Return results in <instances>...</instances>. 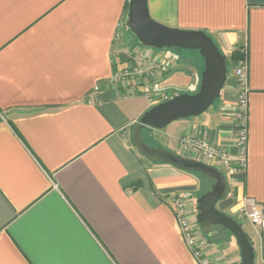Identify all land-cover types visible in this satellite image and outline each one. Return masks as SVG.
<instances>
[{"label":"crops","instance_id":"crops-1","mask_svg":"<svg viewBox=\"0 0 264 264\" xmlns=\"http://www.w3.org/2000/svg\"><path fill=\"white\" fill-rule=\"evenodd\" d=\"M127 2L0 0V264H198L170 198L183 196L195 220L196 201L214 181L148 161L132 137L163 98L197 93L204 65L146 49L124 30L117 39ZM148 12L166 27L205 33L231 64L215 109L144 129L150 146L201 162L181 145L196 138L236 157L233 72L246 59L245 171L213 167L226 182L216 208L246 224L254 264H264V234L239 213L245 198L264 211V0H148ZM122 46L169 71L142 65L133 95L109 86L134 64L115 57ZM199 228L206 256L241 263L228 232Z\"/></svg>","mask_w":264,"mask_h":264},{"label":"water","instance_id":"water-1","mask_svg":"<svg viewBox=\"0 0 264 264\" xmlns=\"http://www.w3.org/2000/svg\"><path fill=\"white\" fill-rule=\"evenodd\" d=\"M123 27L142 47L195 51L203 60L204 68L198 92L193 95L180 94L152 107L134 128L132 142L137 152L150 162L166 164L190 174H201L214 181L210 190L196 201V223L206 236L216 233L217 227L228 232L235 239L240 251V264H254L252 244L241 226L216 208L226 192V182L222 174L201 162L150 146L142 138V131L146 128L162 130L172 122L205 113L220 98L227 80L225 57L205 33L169 28L154 21L148 12V0H128Z\"/></svg>","mask_w":264,"mask_h":264},{"label":"built area","instance_id":"built-area-1","mask_svg":"<svg viewBox=\"0 0 264 264\" xmlns=\"http://www.w3.org/2000/svg\"><path fill=\"white\" fill-rule=\"evenodd\" d=\"M119 32L116 35L118 39L120 33L124 30L123 25L118 26ZM125 31V30H124ZM147 49V48H146ZM115 57H124L126 60L133 62V66L126 68L124 71L114 74L109 80L108 85L117 90H125L126 95L136 93L133 89L132 82L139 81L144 75L141 66L150 65V72L153 75H163L169 71L167 64L162 62H149V55L146 52H134L126 47H118L115 49ZM151 74V75H152ZM236 86V114H235V146L238 150L236 157L230 156L224 150L216 147L206 141L196 138H183L181 145L191 150L201 162L216 168H227L232 174H243L246 166V146H247V62L242 59L238 62L233 72ZM135 84V82H134ZM95 88L94 91H97ZM137 90V89H136ZM162 101H167L163 98ZM170 205L173 215L178 224L181 237L191 256L198 264H216L212 259L204 253V241L199 225L193 219L190 213V206L183 196L174 195L170 198ZM196 213V210H194ZM240 215L248 221L253 227L259 229L264 234V211L258 204L250 198L243 200L240 209Z\"/></svg>","mask_w":264,"mask_h":264},{"label":"rangeland","instance_id":"rangeland-1","mask_svg":"<svg viewBox=\"0 0 264 264\" xmlns=\"http://www.w3.org/2000/svg\"><path fill=\"white\" fill-rule=\"evenodd\" d=\"M127 38L135 41V38L130 33L127 34ZM153 50H155V49H153ZM155 51L157 52V51H162V50H155ZM164 51H167L170 54H179L181 56V58H180L181 61L192 63V62L198 60L201 65L203 64V60L199 57L198 52L182 50V49H166ZM230 70H231V64L229 61H227L228 74L230 73ZM228 74H227V77H228ZM217 102H218V99L214 102V104L208 110L211 111V110L215 109ZM239 223L242 225L241 226L242 230L246 231V224H243L242 222H239Z\"/></svg>","mask_w":264,"mask_h":264},{"label":"trees","instance_id":"trees-1","mask_svg":"<svg viewBox=\"0 0 264 264\" xmlns=\"http://www.w3.org/2000/svg\"><path fill=\"white\" fill-rule=\"evenodd\" d=\"M128 1V0H127ZM126 10H127V3L125 4V13H126ZM242 56H240V58H241ZM237 57L235 56V52H233V54H232V59H236Z\"/></svg>","mask_w":264,"mask_h":264}]
</instances>
